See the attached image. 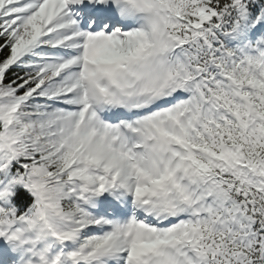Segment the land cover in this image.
Returning <instances> with one entry per match:
<instances>
[{"label":"snow or ice","instance_id":"obj_1","mask_svg":"<svg viewBox=\"0 0 264 264\" xmlns=\"http://www.w3.org/2000/svg\"><path fill=\"white\" fill-rule=\"evenodd\" d=\"M0 264H264V0H0Z\"/></svg>","mask_w":264,"mask_h":264}]
</instances>
